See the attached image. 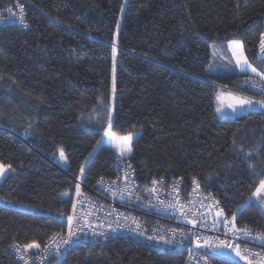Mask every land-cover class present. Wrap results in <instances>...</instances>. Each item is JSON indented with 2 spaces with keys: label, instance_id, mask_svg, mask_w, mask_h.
I'll use <instances>...</instances> for the list:
<instances>
[{
  "label": "trees",
  "instance_id": "16d2710c",
  "mask_svg": "<svg viewBox=\"0 0 264 264\" xmlns=\"http://www.w3.org/2000/svg\"><path fill=\"white\" fill-rule=\"evenodd\" d=\"M124 2L0 0V14L16 4L24 12V23L0 26V162L15 169L0 183V264H22L9 250L14 243L42 249L67 231L58 215L71 213L77 176L103 137L114 51L113 131L140 134L126 157L139 181L179 180L188 189L195 180L229 219L236 214L238 227L264 233V213L248 202L264 178V112L220 117L217 89L228 93L250 73H208L211 43L228 37L243 41L264 74V0ZM61 150L67 171L53 163ZM118 157L98 147L81 182L85 191L114 177ZM194 247L161 252L150 241L120 238L80 244L45 264H184Z\"/></svg>",
  "mask_w": 264,
  "mask_h": 264
},
{
  "label": "built area",
  "instance_id": "2783aa9c",
  "mask_svg": "<svg viewBox=\"0 0 264 264\" xmlns=\"http://www.w3.org/2000/svg\"><path fill=\"white\" fill-rule=\"evenodd\" d=\"M20 8L19 4L12 8H6L0 14V26L12 22L21 24L20 16L24 15V12L21 13ZM259 63L264 69V53L261 51ZM259 85H264V78L248 74L238 77L233 83V88L227 90L255 103L264 99V88ZM115 171L114 177H100L88 191H85L80 182V195L78 196L75 190L73 198V205L76 206L75 212L72 208L70 214L59 213L58 217L63 221H67L68 216H73L72 231L76 234L73 237V243L70 245L60 243V239L68 238L67 228L66 232L56 234L58 239L55 242L50 239L42 249H33L30 252L22 253L16 250L15 246L19 244L14 243L9 247L10 252L22 264H45L80 244L95 246L127 238L144 242L150 241L155 250L165 252L173 248H185L191 244L197 245L196 237L199 236L201 243L205 237L212 238L214 241L215 238L228 239L232 243H239L242 250L248 249L252 253L264 255V243L256 238L257 234L261 232L257 230L247 227L251 233V237L247 239H236L231 233L225 236L226 229L219 223L210 230L214 214L220 209L219 202L217 198L205 193L199 182H192L188 189L182 181L167 179L158 180H162L163 183L155 185L151 183L145 186L139 181L137 170L133 164L122 157L115 159ZM173 186H176L175 192H173ZM153 189L156 191L153 192ZM194 189L196 191H193ZM214 202H218V205ZM181 206L183 211L188 213L186 217L181 215ZM191 209H196L198 212L193 215ZM89 213L91 214L89 215ZM201 214L204 218L197 219L195 226L188 222ZM93 231L97 235H93ZM101 232L105 233V236L99 235ZM149 237H156V239L150 240ZM161 237L173 242L164 243L160 239ZM57 244L60 245V255L56 254ZM22 255L23 259H21ZM250 258L254 261L257 259L256 257ZM184 264L213 263L211 254L207 253L206 248L203 247L200 250L194 247L188 253ZM244 264H246L245 261Z\"/></svg>",
  "mask_w": 264,
  "mask_h": 264
},
{
  "label": "snow or ice",
  "instance_id": "6c2138e0",
  "mask_svg": "<svg viewBox=\"0 0 264 264\" xmlns=\"http://www.w3.org/2000/svg\"><path fill=\"white\" fill-rule=\"evenodd\" d=\"M21 13H23V7L21 6L20 8ZM20 22L24 23V17L23 15L20 16ZM27 25L25 24V27ZM231 46H234L235 48H242L243 45L238 42V41H233V44ZM260 49L261 52L264 53V39H261L260 41ZM235 54V53H234ZM236 63L238 65H240L241 67V71H245L247 69H251L252 72H256L255 68H252L251 65L248 63L247 58L243 57L242 54H238L237 55V60ZM258 75H261L262 78H264V74H260L258 73ZM255 83V82H253ZM261 88H264V85H259ZM115 91H116V84H115V78H113V83H112V92H113V97L115 95ZM229 99L230 102L227 103V107L231 108L233 110V112L239 110V109H252L254 107V102L250 99H245L243 97H239V96H233L231 94H229ZM222 100V96H217V101H221ZM100 103L102 104L103 101L101 100ZM257 104H260L261 107H264V101H257L255 102ZM109 116L107 119V125L104 128V133H103V137L102 140L104 138H107L108 141L114 145L116 151L119 153V155L121 157H126L132 154V141L134 139V134L132 133H128L126 135H117L114 131H113V118L111 116V112L114 111V103L113 104H109ZM223 109H221L220 107L217 108V111H222ZM61 156L63 157V151L61 150ZM9 170L11 171H15V169L12 168L11 164H4L2 162H0V177H3L5 175L6 172H8ZM81 172H83V169H81ZM152 183L158 184V183H163V181H157V180H153ZM195 183V180H194ZM197 188H198V184H197ZM153 192H155L156 190L153 189ZM176 191V186H173V192ZM193 191H196V189H194ZM76 193L79 196L80 195V189H79V185L76 186ZM123 198V197H122ZM252 198H257L258 200H260L261 202H264V178L259 180L258 185L255 188V191L252 193V196L249 197V199ZM216 205H218V202H214ZM76 210V206L73 205V212H75ZM181 215L182 216H187L188 213L183 211V208L181 206ZM192 212L193 215H195L198 210L196 209H191L190 210ZM239 211V210H238ZM91 213H89L90 215ZM204 216L203 214L198 215L196 217V219L190 220L188 221L189 223H192L194 226L196 225V220L197 219H203ZM72 221H73V216H68L67 217V222H68V238L67 239H60V243L64 244V245H70L71 243L74 242L73 237L76 235L73 231H72ZM222 224L224 226V228L226 229V231L224 232L225 236H228L229 233H231L236 239H247L251 237V233L247 228H239L236 225V214L233 213L231 218L229 219L227 216L224 215L223 213V209H219L218 211L215 212L214 214V220L213 223L211 225L210 230L214 229L216 227L217 224ZM205 226L207 227V223L205 220ZM93 235H97V233L95 231H93L92 233ZM99 235L101 236H105V233L101 232L99 233ZM141 235H143V233H141ZM257 239H259L262 243H264V233H258L256 236ZM53 242H55L58 237L56 235L52 236L50 238ZM150 240H155L156 237H149ZM160 239H162L164 241V243H172V240H167L164 239L163 237H161ZM180 242V241H177ZM196 244L198 247H204L206 249H210L212 251H225V250H231V252H233L235 254L236 257H238L240 260L245 261L246 264H264V255L260 254V253H252L250 250L248 249H241L239 243H232L230 242L228 239H219V238H215V241L212 238H203V243H201V237L197 236L196 237ZM16 250L18 252H22V253H27L30 252L31 250L35 249V250H39L40 249V244L37 242H30V243H26L22 246L20 245H16ZM56 254L60 255V245L57 244L56 245ZM250 257H256L257 259L254 261L253 259H251ZM24 256H21V259H23Z\"/></svg>",
  "mask_w": 264,
  "mask_h": 264
},
{
  "label": "rangeland",
  "instance_id": "374dc122",
  "mask_svg": "<svg viewBox=\"0 0 264 264\" xmlns=\"http://www.w3.org/2000/svg\"><path fill=\"white\" fill-rule=\"evenodd\" d=\"M125 2H126V0H125ZM124 7H125V5H124ZM124 7H123V10H124ZM119 24H120V21H119ZM216 38L217 39L211 43V61H210V65L208 67V73L210 75L221 76V75H224L225 73H227L228 71H233V70L235 72H237V73H240V74H242V73H250V74H254V75H258V73L263 74V72L260 69V67H258L256 64H254L253 62H251L249 60V57H248V55H247V53L245 52V49H244L243 41L240 38H230V39H228V37H223V38L222 37H216ZM233 41L240 42L243 45V47L242 48H235L234 46H231L233 44ZM238 54H242L243 57H246L248 63L251 65L252 68L256 69V72H252L251 69H247L245 71H241L240 65H238L236 63ZM114 57H115V60H114V63H113V71H112L111 78H112V83H113V78H115V84H116L117 62H116V52L115 51H114ZM259 76H261V75H259ZM226 91L228 92L227 89H226ZM16 92L17 91L15 90L14 93L11 94V96L15 97L16 96ZM217 96H222V100L221 101H217ZM114 101H115V95L113 97V92H112V104L114 103ZM227 103H229L228 100H227V93L224 92L222 89L218 88L217 89V93H216V108L220 107L223 110L219 111V112L216 111V112H217V114L220 117L236 119V118H239V117H243V116L247 115L249 112H251V111L243 110V109H239V110L233 112V110L231 108H228L226 106ZM258 110L264 112V107H261V105H259V109ZM113 121H114V119H113ZM139 135L140 134H138V133H134V139L139 137ZM121 136H123V135H121ZM100 145H106L107 147L112 149L119 157H121L119 155V153L116 151L114 145L111 144L108 141L107 138H104L103 140L101 139V141H100L99 145L96 147L94 153L96 152V150L98 149V147ZM60 153L54 159L53 163L59 169H61L63 171H67L68 170L67 157H66L64 152H63V157L61 156ZM94 153H93V155H94ZM93 155L85 163V165L83 167V172H81V174L79 176H77V180H78V184L77 185H79V186L81 185L80 182L84 181L85 170L88 167ZM126 157H128V156H126ZM126 157H122V158H126ZM12 172H14V171L9 170L8 172L5 173V175L3 177H0V183L3 181V179L9 173H12ZM79 189H80V187H79ZM76 197H77V195H76ZM248 202L249 203L250 202L254 203L264 213V202H261L257 198L249 199ZM207 253L211 254L212 256L225 258V259L233 260V261H236L238 263L244 264V261H242L238 257H236L235 254L233 252H231V250H225V251L221 252V251H212L210 249H207ZM62 258H63V255H60L59 258H57L58 262H60L62 260Z\"/></svg>",
  "mask_w": 264,
  "mask_h": 264
},
{
  "label": "water",
  "instance_id": "95a60500",
  "mask_svg": "<svg viewBox=\"0 0 264 264\" xmlns=\"http://www.w3.org/2000/svg\"><path fill=\"white\" fill-rule=\"evenodd\" d=\"M229 94H231V95H233V96H238V95H235V94L230 93V92L227 93V100H228V102H230ZM239 97H240V96H239ZM258 109H259V104L254 103V107H253L252 109H243V110L254 111V110H258ZM198 248L203 249L202 247H198Z\"/></svg>",
  "mask_w": 264,
  "mask_h": 264
}]
</instances>
